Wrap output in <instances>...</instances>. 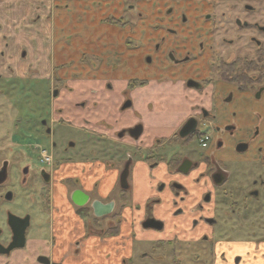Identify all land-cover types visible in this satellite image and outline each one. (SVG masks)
I'll return each mask as SVG.
<instances>
[{
    "label": "flooded vegetation",
    "instance_id": "obj_1",
    "mask_svg": "<svg viewBox=\"0 0 264 264\" xmlns=\"http://www.w3.org/2000/svg\"><path fill=\"white\" fill-rule=\"evenodd\" d=\"M33 1L39 9L51 2L37 22L52 30L35 37L48 60L13 73L4 34L0 80L58 71L52 101L85 130L90 100H114V76L117 126L97 122L117 137L123 163L106 200L100 176L89 186L102 160H58L40 146L39 162L31 159L20 106L10 110L0 88V264H99L98 242L113 235L124 252L118 264H264V0ZM18 55L24 61L29 53ZM89 81L98 86L94 96L79 86ZM144 86L150 140L134 93ZM37 123V136L52 140L48 119ZM124 142L131 150L122 157Z\"/></svg>",
    "mask_w": 264,
    "mask_h": 264
},
{
    "label": "rangeland",
    "instance_id": "obj_2",
    "mask_svg": "<svg viewBox=\"0 0 264 264\" xmlns=\"http://www.w3.org/2000/svg\"><path fill=\"white\" fill-rule=\"evenodd\" d=\"M51 2L46 1L45 5H41V9L37 7V2L31 0H0V37L4 34L7 35L6 42L8 43V49L10 64L15 65V70L12 71L13 73L21 74L23 70L17 66L22 65L23 59L20 58L19 50L23 48L27 49L28 51L34 48L33 42H35V37H38V33L40 29H43L46 33L52 30L51 24L44 23L42 26L39 22H37V14L38 12L41 14H45L49 12ZM38 11V12H37ZM44 20V19H43ZM64 24V23H63ZM77 24H82L81 22H77ZM41 26V28L39 27ZM115 30V29H114ZM37 32V34H36ZM37 35H35V34ZM26 36L27 41H29L31 48H26L22 45L21 37ZM2 41L0 40V44ZM29 47V46H28ZM17 53V57L15 56ZM46 61L48 60V55H42ZM91 61H93V57H89ZM72 62L74 61L71 60ZM30 63V61L26 62V64ZM24 65V64H23ZM22 65V66H23ZM10 72V73H12ZM49 74V72H48ZM59 79L58 71L52 74H49L48 77H40V78H18L16 76H9L0 80V88L4 89L5 97L8 100L7 106L11 110L12 107L20 106V118L21 122L19 127L22 128V132L25 134V144L28 155H30L31 159L34 157L33 154H36V162H39V151L34 149L35 146H40V148L46 149L47 151L54 154L55 158L58 160H93L99 159L102 160L104 163L114 166V168H118L119 170L122 167L123 161L120 162V166L117 165V137H115L110 130L106 129L102 122H97L93 114L90 112V117L88 118L90 121V127L85 130H81L76 126L67 123L68 117L64 115V113H59V100L56 99L55 104L52 101V94H51V86L53 85V79ZM61 86L65 87L63 89L66 90V87L69 85L66 81L60 83ZM148 87H143V90H146ZM115 98L116 101L106 98L98 99L94 98L90 100V105L92 110L97 112L98 115H102L101 107L103 109L108 108L109 110H114V115L111 117L116 119V126H117V88L115 89ZM138 91V90H137ZM135 91L134 93L137 94L140 91ZM150 92L146 94V96H150ZM158 94L157 91L152 93L153 96ZM169 96H173L175 100H177L178 90L177 88L174 91L168 92ZM81 96H75L74 101L81 100ZM100 101V103H99ZM123 100H120L122 102ZM123 107V106H122ZM137 113L142 116L144 121L146 122V130L143 135V138L146 140H150L154 138L155 132L153 129H149L151 118L148 116V112L150 111V105L146 107V104L141 102L136 104ZM127 114L129 112H126ZM164 113L169 114L170 116L175 117L173 120L176 119L175 114L172 110H164ZM62 114V115H60ZM138 114L135 116L138 117ZM95 115V114H94ZM105 116V114H104ZM48 119L50 125L53 127V137L52 140L50 137H43L40 139L37 134L39 133L40 129H42L39 123L35 124L38 120L41 119ZM65 119V121H64ZM171 119V118H170ZM169 119V120H170ZM12 124H10V127ZM161 127V124H158ZM93 127V128H92ZM96 129V130H95ZM94 130V131H92ZM116 128H113V131H116ZM38 131V133H37ZM43 131V130H41ZM98 133H110V138H100V134ZM109 136V135H108ZM129 140L128 137H126ZM15 140L17 141V137L15 136ZM52 141L56 142V146L52 145ZM119 151L122 154L121 156L124 157L129 150H131V146L126 142L123 144H119ZM225 155L229 153V151L224 150ZM106 166V165H105ZM109 168V167H108ZM117 196V195H116ZM115 196V197H116ZM146 245L141 244V249H144Z\"/></svg>",
    "mask_w": 264,
    "mask_h": 264
},
{
    "label": "crops",
    "instance_id": "obj_3",
    "mask_svg": "<svg viewBox=\"0 0 264 264\" xmlns=\"http://www.w3.org/2000/svg\"><path fill=\"white\" fill-rule=\"evenodd\" d=\"M22 43V45H24L26 48H31L32 46L30 45L29 41H27V37L23 36L21 37V39H19ZM43 39H41L42 41ZM33 46L34 48L30 49L28 51L29 56L23 61L24 65L26 66V62L30 61V63H35L33 65V69L35 66L38 65V59L40 58V56L45 55L43 50H38V44L33 42ZM29 46V47H28ZM64 55V54H63ZM65 55L67 56V53H65ZM62 56V55H61ZM43 57V56H42ZM115 59V58H114ZM39 66V65H38ZM111 71L109 68H106V72ZM109 77V76H108ZM112 78L115 80L114 76H112ZM114 82L115 87L117 88V82ZM79 86H83V87H87L90 88L91 91V96H94L95 90H97L96 85H94L92 82H87L85 84H79ZM149 90V89H148ZM143 90V89H139L140 93H137V99H136V103L139 104L141 102L143 103H147V101L151 100V96H146V94L150 91ZM152 92V91H151ZM116 92L112 93L111 96L112 98H114V101H116L115 96L113 97V95H115ZM96 97V96H95ZM93 114V116L98 119V118H104L107 122H109L110 124H113L114 126H116V121L111 117L112 114H109L107 112H105V116L104 114L102 115H98L97 112L92 111L91 112ZM95 114V115H94ZM91 118V117H90ZM129 118L127 117V119H123V123L122 125H128L129 123ZM108 135H110L109 132H107ZM106 163L96 165L95 169L97 168L98 173L93 176L94 173H90V179H89V186L92 187V182L96 180V177H101L102 178V184H101V193L102 196L107 200L109 198H111L113 196V193H115L116 187H117V168L115 169H109L107 166H105ZM88 166V168L92 165L90 162H88L86 164ZM142 182L139 184L141 185ZM142 195L140 194L138 199H141ZM90 242H92V240H90ZM94 242V241H93ZM95 242H97L95 240ZM100 243L101 246V254L99 256V264H118L119 261L118 258L120 257L121 254H123V250H117V235H113V236H105L103 241L98 242ZM92 243H90L89 245H91Z\"/></svg>",
    "mask_w": 264,
    "mask_h": 264
},
{
    "label": "water",
    "instance_id": "obj_4",
    "mask_svg": "<svg viewBox=\"0 0 264 264\" xmlns=\"http://www.w3.org/2000/svg\"><path fill=\"white\" fill-rule=\"evenodd\" d=\"M131 132L136 131V128H134L133 130H130ZM127 176H128V169L126 168L125 171L122 174V184L125 186L126 185V180H127ZM108 208V206H107Z\"/></svg>",
    "mask_w": 264,
    "mask_h": 264
}]
</instances>
